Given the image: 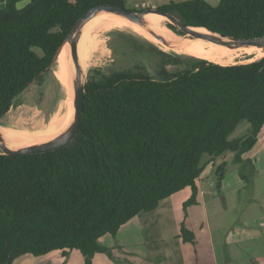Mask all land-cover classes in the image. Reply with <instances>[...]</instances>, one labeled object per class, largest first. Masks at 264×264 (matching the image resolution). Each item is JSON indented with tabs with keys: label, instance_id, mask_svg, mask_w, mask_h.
Returning a JSON list of instances; mask_svg holds the SVG:
<instances>
[{
	"label": "trees",
	"instance_id": "1",
	"mask_svg": "<svg viewBox=\"0 0 264 264\" xmlns=\"http://www.w3.org/2000/svg\"><path fill=\"white\" fill-rule=\"evenodd\" d=\"M99 5L124 6V0H30L21 9L13 1L0 10V119L48 70L74 23ZM157 9L224 36L264 35V0L170 1ZM197 66L169 80L126 70L90 78L71 144L41 154H0V264L53 251L66 257L71 250L84 264L97 253L111 258L102 237H115L184 188L191 195L183 211L196 205V182L215 158L231 153L232 163L253 167L243 155L264 126V57ZM241 123L247 132L231 138ZM204 156L210 159L203 162ZM225 166L215 169L218 188ZM243 169L239 178L251 188ZM179 238L194 242L183 224Z\"/></svg>",
	"mask_w": 264,
	"mask_h": 264
},
{
	"label": "rangeland",
	"instance_id": "2",
	"mask_svg": "<svg viewBox=\"0 0 264 264\" xmlns=\"http://www.w3.org/2000/svg\"><path fill=\"white\" fill-rule=\"evenodd\" d=\"M170 1L184 0H124V7L130 10L157 9L158 6L167 4ZM207 3L214 6L218 2L215 1L214 3V0H207ZM173 15L178 17L175 13ZM164 22L163 25L165 27L173 33H178L177 28L168 19L165 18ZM100 25L101 23L93 24V28L96 29L90 33V37L101 45V49L91 50L90 52L89 63L83 68L86 82L90 78L110 75L119 70H126L132 74H146L154 80H169L185 74L201 62L216 63L212 60L209 62L206 59L203 60V58H195L193 55L191 57V55L186 53L163 51L152 43L153 47H149L146 39L130 30H98L97 28ZM235 55L233 62L226 65L248 64L262 59L257 53L252 55L238 51L235 52ZM60 98L59 83L52 71L48 69L14 99L10 109L0 119V124L9 128L22 129L19 126V121H22L27 124L23 127H27L30 130H33L31 125H39L40 122L46 126L49 117L56 110ZM247 130L248 125L241 123L231 135V138L240 137ZM0 153L2 152L0 151ZM232 158L233 154L231 153H225L223 156L215 158L208 164L210 168L206 167L203 173V180L200 181V184L204 190L211 193L209 196L215 201L213 200L214 206L211 209L208 207L210 204H208V213L205 219L202 205H200V208L197 207L198 213L192 211L188 214L189 222L194 225L196 232L199 234L206 231L204 228L206 219H208V223L214 229H216L218 224L226 226L229 222L235 223L249 220L254 222L253 230L255 229V233H264V141L260 140L248 153L243 155V160L250 161L253 167L248 162H245L242 166L234 164L232 163ZM209 159L204 156L202 161L206 162ZM223 162L226 163L224 170V176H226L227 181L224 187L225 198L223 193L219 191L220 188L217 187V176L215 173L216 167ZM241 167L244 168L245 175L250 176L252 186L249 188L242 181V188L236 190L240 179L239 171ZM252 191H254V194H252ZM252 198L253 200H251ZM190 208L188 207L185 212H182L183 216ZM151 218L158 220L154 216ZM259 223L263 227H259ZM153 228L151 227V231ZM121 229L122 227H120L115 237L106 235L99 242L108 248L113 247L115 241H127V243L132 244L134 237L138 236L140 232L136 230L134 224H131L123 231ZM140 233L143 234L142 232ZM158 234H161V232L159 231ZM28 260L31 261L25 264H51L41 257L29 256ZM24 262L20 261L17 264Z\"/></svg>",
	"mask_w": 264,
	"mask_h": 264
},
{
	"label": "crops",
	"instance_id": "3",
	"mask_svg": "<svg viewBox=\"0 0 264 264\" xmlns=\"http://www.w3.org/2000/svg\"><path fill=\"white\" fill-rule=\"evenodd\" d=\"M13 1H16V8L21 9L30 0H0V10L8 7ZM205 1L207 2V0ZM215 1L218 2V0H214V3ZM260 140L264 141V126L258 135L257 143ZM206 167L210 168L208 165ZM211 167L213 168L212 165ZM204 171L196 182L199 189L198 203L191 206L186 215L183 216L182 212L183 203L191 195L189 188H184L163 199L155 210L141 213L121 226V231H123L134 224L136 230L143 234L139 232V235L134 237L132 244L127 241H115L113 247L110 248L112 257L97 253L93 257L92 264H264V233L254 232V222L249 220L229 222L226 226L218 224L214 229L206 219L204 225L206 231L200 234L189 222L188 214L192 211L198 213L200 205L204 210V219L207 216L208 207L211 209L214 206L215 200L209 196L211 193L204 190L200 184ZM226 182V176H224L219 189L224 198ZM242 184L239 179L236 190H240ZM152 216L158 220L151 218ZM145 217L146 219H144ZM181 222L194 234L193 243L183 242L179 238ZM263 226L259 223V227ZM151 227H154L152 231ZM159 231L161 234H158ZM103 239L104 237L100 241ZM29 256L32 255L20 256L14 260L13 264L20 261H25L22 264L28 263L31 261L28 260ZM40 257L51 264H84L83 258L77 250L69 251L66 257L61 254V251H53Z\"/></svg>",
	"mask_w": 264,
	"mask_h": 264
},
{
	"label": "bare ground",
	"instance_id": "4",
	"mask_svg": "<svg viewBox=\"0 0 264 264\" xmlns=\"http://www.w3.org/2000/svg\"><path fill=\"white\" fill-rule=\"evenodd\" d=\"M164 21L165 17L155 13L143 15L140 24L129 22L120 16L109 13H100L90 18L76 33L78 39L77 49L79 63L82 69L81 85L85 82L83 68L89 63L91 50L101 49V45L90 37V33L96 29L92 26L95 23H101L97 28L98 30H130L142 36L148 42L157 45L163 51H172L180 54L186 53L198 59L203 58V60L206 59V61L209 62L210 60L215 61L217 64L221 65L233 62L236 57L235 52L238 51L252 55L257 53L260 58L264 57V51H260L254 46L234 47L191 35H176L163 25ZM195 31L207 33L205 29H195ZM223 41H226V39ZM69 51V45L65 44L60 50L55 62L49 68L59 83L61 98L58 101L56 110L49 117L47 125L45 126L40 122L39 125H31L33 130H30L27 127H23L27 124L22 121H19V126H21L22 129L9 128L0 124V132L7 148L20 149L30 145L47 143L57 139L71 127L74 115V83L69 60Z\"/></svg>",
	"mask_w": 264,
	"mask_h": 264
},
{
	"label": "water",
	"instance_id": "5",
	"mask_svg": "<svg viewBox=\"0 0 264 264\" xmlns=\"http://www.w3.org/2000/svg\"><path fill=\"white\" fill-rule=\"evenodd\" d=\"M100 13H109V14L117 15L126 19L129 22H133L137 24L141 23L143 15L155 13L168 19L169 22L177 28V31L179 33H175L176 35H180V36L191 35L198 38L206 39L208 41L219 43L222 45L234 46V47L254 46L257 47L260 51H264V35L255 38H235V37L224 36L219 33L212 32L205 28L188 26L183 22H181V20L177 16L152 8L142 9V10H132V9L130 10V9H126L124 6H117V5H99L92 7L88 9L74 23L69 33L67 34L66 38L64 39L63 44L57 49L56 54L50 66L48 67L49 69L53 65L62 47L65 44H68L70 47L69 60H70L72 78L74 83V102H73L74 115H73L71 127L66 133H64L63 135H61L60 137H58L53 141L47 143H41L37 145H30L20 149L7 148L4 144L3 137L0 132V151L2 152L0 154L8 155V156H21L28 154H41L46 152H52L67 147L75 139L82 123L85 90L87 85L86 80L83 83V85H81L82 69L79 63V56L77 49L78 39L76 37V33L78 29L85 22H87L90 18ZM195 29H205L207 33H200L195 31ZM224 39H226V41H223ZM207 64H208L207 62H203L199 64L196 70L203 69L205 66H207Z\"/></svg>",
	"mask_w": 264,
	"mask_h": 264
},
{
	"label": "built area",
	"instance_id": "6",
	"mask_svg": "<svg viewBox=\"0 0 264 264\" xmlns=\"http://www.w3.org/2000/svg\"><path fill=\"white\" fill-rule=\"evenodd\" d=\"M143 6H144V4H143Z\"/></svg>",
	"mask_w": 264,
	"mask_h": 264
},
{
	"label": "flooded vegetation",
	"instance_id": "7",
	"mask_svg": "<svg viewBox=\"0 0 264 264\" xmlns=\"http://www.w3.org/2000/svg\"><path fill=\"white\" fill-rule=\"evenodd\" d=\"M165 23V22H164Z\"/></svg>",
	"mask_w": 264,
	"mask_h": 264
}]
</instances>
